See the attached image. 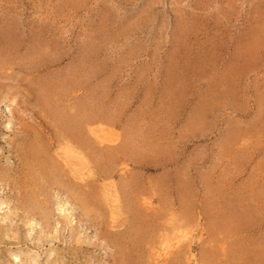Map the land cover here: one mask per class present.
<instances>
[{"label":"rangeland","instance_id":"obj_1","mask_svg":"<svg viewBox=\"0 0 264 264\" xmlns=\"http://www.w3.org/2000/svg\"><path fill=\"white\" fill-rule=\"evenodd\" d=\"M0 172V264H264V0H0Z\"/></svg>","mask_w":264,"mask_h":264},{"label":"bare ground","instance_id":"obj_2","mask_svg":"<svg viewBox=\"0 0 264 264\" xmlns=\"http://www.w3.org/2000/svg\"><path fill=\"white\" fill-rule=\"evenodd\" d=\"M70 126V125H69ZM86 126V125H85ZM88 126V125H87ZM91 126V125H90ZM79 127V126H78ZM83 127V126H82ZM68 128V127H67ZM76 129V128H75ZM86 129V127L84 128ZM79 131V129H78ZM77 131V132H78ZM81 131V130H80ZM91 131H93V129L91 128ZM75 130L74 129H69L68 132L66 134H64L62 137V145H64L65 143V152H64V158H65V164L64 166L66 165L67 167V171L69 174H71L70 176L74 177V178H79L81 181L85 180V175H87L88 177H91L92 174H91V171L90 170V156H89V152L87 150L90 149V146H88V142L90 140H88V142H84L83 141V138H80L78 136L75 135ZM62 133V132H61ZM80 133V132H79ZM89 133V132H88ZM87 133V134H88ZM83 134V133H82ZM86 134V133H85ZM81 136V135H80ZM88 136V135H86ZM89 137V136H88ZM90 139V138H89ZM92 141V140H91ZM90 141V143H91ZM60 142V143H61ZM65 142V143H64ZM124 142V141H123ZM59 143V144H60ZM89 143V145H90ZM122 144V143H121ZM93 145V144H92ZM96 145V144H95ZM116 146V145H115ZM111 148V147H110ZM122 149V148H121ZM92 150V149H91ZM90 150V151H91ZM119 152V151H118ZM108 154V153H107ZM93 155V154H92ZM95 157V155H93ZM100 158V157H99ZM91 160V159H90ZM94 161H96L95 159H93ZM92 160V161H93ZM91 161V162H92ZM120 161V160H119ZM56 162V161H55ZM81 162V163H80ZM99 162V160H98ZM97 162V163H98ZM115 162V161H114ZM94 163V162H93ZM52 164V163H51ZM57 164V163H56ZM86 165V167L88 166V170L86 172H84L80 167L82 165ZM59 165V164H58ZM62 165V164H61ZM63 167V166H62ZM59 168V167H58ZM54 169V167H53ZM61 169V168H59ZM66 169V168H65ZM47 170V169H46ZM62 170V169H61ZM53 171V170H52ZM66 171V170H65ZM1 173V172H0ZM66 173V172H65ZM64 173V174H65ZM48 176V175H47ZM51 176V175H50ZM49 176V177H50ZM48 178V177H47ZM56 177L54 176L53 179H55ZM67 178H68V175H67ZM56 180V179H55ZM54 180V182H55ZM58 180V179H57ZM62 180V179H61ZM59 179V181H61ZM69 180V179H67ZM75 180V179H74ZM78 180V179H77ZM112 180V179H111ZM64 182V181H63ZM62 182V183H63ZM68 182V181H67ZM70 182V181H69ZM72 182V180H71ZM84 182V181H83ZM92 182V181H90ZM61 183V184H62ZM65 183V182H64ZM110 183V182H109ZM59 184V183H58ZM59 184V185H61ZM73 184V183H72ZM86 184H88V181H86ZM63 185V184H62ZM67 185V184H66ZM68 185H71V184H68ZM83 186V185H82ZM72 188V187H71ZM84 188V187H83ZM82 188V189H83ZM103 188V187H102ZM75 189V188H74ZM73 189V190H74ZM77 189V187H76ZM75 189V190H76ZM67 190V189H66ZM78 190V189H77ZM77 190L75 191V193L77 192ZM88 190V189H87ZM91 190V189H90ZM100 190V189H99ZM116 190V189H115ZM80 191V190H79ZM97 191V189H96ZM73 193V191H72ZM78 193V192H77ZM87 193V192H86ZM97 193V192H95ZM114 193V192H113ZM88 194V193H87ZM99 194V193H98ZM102 195V193H100ZM117 194V193H116ZM115 194V195H116ZM68 195V194H67ZM77 196V194H75ZM70 196V195H69ZM72 196V195H71ZM82 196V195H81ZM84 199H83V204H85L87 207V209L91 206L90 201L89 200L91 199L90 196L88 195H84ZM103 197V196H102ZM36 198V197H35ZM73 198V197H72ZM90 198V199H89ZM74 199V198H73ZM78 199V198H77ZM76 199V200H77ZM81 199V198H80ZM79 199V200H80ZM75 200V199H74ZM75 200V201H76ZM123 200V199H122ZM82 201V200H81ZM96 201V200H95ZM113 202H115V206L116 204H119L117 207H113V211H120V212H124L125 214L128 213L130 214V212H125L126 209L123 208L122 205H120V201H116L115 199L113 200ZM118 202V203H117ZM76 203V202H75ZM81 203V202H80ZM127 203V202H126ZM82 204V205H83ZM93 204V203H92ZM98 204V203H97ZM104 204V203H103ZM114 204V203H113ZM81 205V206H82ZM106 205V204H105ZM126 205V204H125ZM83 207V206H82ZM127 207V206H126ZM133 207V206H132ZM95 208V207H94ZM98 208V207H97ZM95 208V209H97ZM107 207H105L106 209ZM85 209V208H84ZM130 209V208H129ZM29 210V209H28ZM109 210V209H108ZM133 210V208H132ZM132 210H130L131 212H133ZM32 211V210H31ZM96 212V211H95ZM94 212V213H95ZM110 212V211H109ZM87 213V212H86ZM93 213V212H92ZM89 214V213H88ZM91 214V213H90ZM111 216V215H110ZM121 216V215H120ZM110 218V217H109ZM134 218V217H133ZM138 218V217H137ZM142 218V217H141ZM155 218V217H154ZM116 219V218H115ZM135 220V219H134ZM133 220V221H134ZM139 221V220H137ZM175 221V220H174ZM112 222V221H111ZM140 222V221H139ZM162 222V221H161ZM109 223V222H108ZM117 225V224H116ZM133 226V225H132ZM158 226V225H157ZM183 226V225H182ZM114 227V226H112ZM171 228V227H170ZM178 228V226H177ZM188 228V227H187ZM114 229V228H113ZM163 230V229H162ZM155 232V231H154ZM159 232V231H158ZM157 233V232H156ZM158 234V233H157ZM153 235V234H152ZM156 235V234H155ZM176 235V234H175ZM160 236V235H159ZM179 236V235H178ZM189 236V235H188ZM162 237V236H161ZM176 237V236H174ZM172 237V238H174ZM157 238V237H156ZM180 238V237H179ZM177 240V243L180 244V243H183L181 238ZM149 239V238H147ZM145 239V240H147ZM174 240V239H173ZM188 240V239H187ZM172 240L169 238V236H164V238H162L158 244L157 241L155 240H152L151 243H149L150 247L148 248V251H145L144 250V255H143V258L144 259H139V258H136L137 260H134L131 255L127 252L126 254H124V256L122 257L121 259V264H184L182 260H180V258L177 256V255H180L182 254V251H181V246L179 247L177 243H175L173 246L171 244H169V246H166V244L170 243ZM189 243V241H188ZM120 245V244H119ZM159 245V246H158ZM181 245V244H180ZM186 245V244H185ZM145 246L147 247V242L145 243ZM158 246V247H157ZM146 247L144 249H146ZM190 249V248H189ZM140 250V249H139ZM138 252V251H137ZM143 253V252H142ZM186 254V252H185ZM203 255V254H202ZM182 256V255H181ZM187 256V255H186ZM141 257V256H140ZM188 257V256H187ZM187 259V258H186ZM201 261V260H200ZM200 261L197 262V264H200ZM202 264V263H201Z\"/></svg>","mask_w":264,"mask_h":264}]
</instances>
